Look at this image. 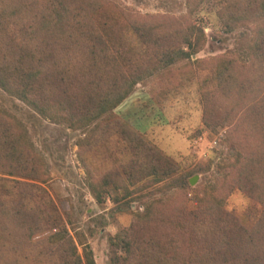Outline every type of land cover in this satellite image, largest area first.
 I'll return each mask as SVG.
<instances>
[{
    "label": "rangeland",
    "instance_id": "rangeland-1",
    "mask_svg": "<svg viewBox=\"0 0 264 264\" xmlns=\"http://www.w3.org/2000/svg\"><path fill=\"white\" fill-rule=\"evenodd\" d=\"M30 1L42 4V0ZM101 1L122 20H138L147 27L148 22L157 20L167 24L164 31L174 26H200L202 43L191 57L159 68L137 82L117 106L85 125L46 119L0 87V110L18 121L22 143L42 157L36 181L18 180L40 187L38 199H45L56 222L29 235L34 251L41 253L42 259L53 258L70 237L78 254L87 246L95 264H109L110 243L118 232L130 228L128 235L134 239L137 236L143 247L149 233L163 239L178 238L184 214H200L221 202L229 211L238 212L241 225L248 232L258 220L262 226L264 117L260 114L262 118L254 129L252 114L245 111L246 103L237 104L233 96L226 97L215 80L217 71L223 69L233 70L231 84L235 88L246 84V79H253L246 70L253 27L239 24L227 30L218 20L223 0H98V3ZM261 14L264 27V11ZM131 34L127 31L123 35ZM110 69L107 61L105 71ZM249 90L258 100L263 98L264 79L256 76ZM209 106L218 111L219 118L210 120L206 113ZM206 118L208 125L204 124ZM134 133L142 135L177 164L174 173L154 184L151 179L155 176L147 175L149 171L144 175L146 170L135 179L124 180L121 165L127 163L129 153L123 155L121 151L125 152L123 144L128 145L125 139L129 140ZM181 177L186 181L182 187ZM116 186L120 189H115ZM93 188L103 197L101 201ZM16 195L17 191L12 193L11 187L3 193L4 199L10 200ZM5 206L4 200L0 207ZM198 221L200 230L196 237L211 235L205 231L210 225L201 222V218ZM188 239L181 244L186 246L185 255L191 260L199 248L204 253L212 252L210 243L196 238L199 242L195 245ZM177 245L181 250L182 246ZM28 252L31 253L30 249L23 248L21 256ZM21 264L34 262L22 258Z\"/></svg>",
    "mask_w": 264,
    "mask_h": 264
},
{
    "label": "trees",
    "instance_id": "trees-1",
    "mask_svg": "<svg viewBox=\"0 0 264 264\" xmlns=\"http://www.w3.org/2000/svg\"><path fill=\"white\" fill-rule=\"evenodd\" d=\"M41 3L0 0V87L52 121L85 125L103 116L137 82L159 68H167L195 54L203 39L200 26H174L164 31L167 24L157 20L148 22L147 27L138 20H122L98 0H42ZM261 11H264V0H223L218 14V20L227 30L245 24L255 31L247 59L246 70L253 78L245 80L249 87L245 83L236 88L231 84L233 70H227L229 73L219 70L215 76L226 97L233 96L237 104L246 103L245 111L252 114L254 129V124L264 117V97L258 100L249 90L256 76L264 79ZM127 31L132 32L131 36L123 35ZM107 61L111 66L108 72L105 71ZM222 82L227 84L222 86ZM206 113L210 120L220 116L211 106ZM11 118L0 110V206L6 202L5 207H0V264H21L22 258L34 264H95L90 248L84 246L78 254L70 237L53 258L44 259L28 241L29 235L41 230L40 227L48 223L53 226L56 222L48 212L45 199H38L40 187L18 180L36 181L42 157L22 143L21 126ZM208 123L209 118L204 119V124ZM125 140L128 145L123 144L125 152L121 154L129 153V159L121 165L124 180L135 179L146 170L144 175L149 171L147 175L155 176L151 179L154 184L174 173L177 164L142 135L134 133ZM180 183L181 187L186 184L183 177ZM8 187L12 193L17 191L11 200L3 196ZM93 192L98 200L103 199L94 188ZM198 218L210 225L205 231L211 235L196 237L200 230ZM182 222L178 238L163 239L149 233L144 247L137 236L134 239L128 235L130 228L118 232L110 243L109 264H264V219L260 221L262 226L258 220L248 232L241 225L238 212L229 211L221 202L200 214H184ZM194 236L210 243L213 249L204 253L199 248L191 260L181 243L189 238L196 245L199 241ZM23 248L30 249L31 253L22 257Z\"/></svg>",
    "mask_w": 264,
    "mask_h": 264
},
{
    "label": "water",
    "instance_id": "water-1",
    "mask_svg": "<svg viewBox=\"0 0 264 264\" xmlns=\"http://www.w3.org/2000/svg\"><path fill=\"white\" fill-rule=\"evenodd\" d=\"M190 183H193V180L192 179L190 180Z\"/></svg>",
    "mask_w": 264,
    "mask_h": 264
},
{
    "label": "built area",
    "instance_id": "built-area-1",
    "mask_svg": "<svg viewBox=\"0 0 264 264\" xmlns=\"http://www.w3.org/2000/svg\"><path fill=\"white\" fill-rule=\"evenodd\" d=\"M215 143V141H213Z\"/></svg>",
    "mask_w": 264,
    "mask_h": 264
}]
</instances>
